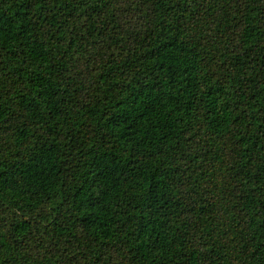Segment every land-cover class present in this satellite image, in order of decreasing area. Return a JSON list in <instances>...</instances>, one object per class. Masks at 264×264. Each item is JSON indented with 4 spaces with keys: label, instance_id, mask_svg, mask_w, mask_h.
Masks as SVG:
<instances>
[{
    "label": "trees",
    "instance_id": "obj_1",
    "mask_svg": "<svg viewBox=\"0 0 264 264\" xmlns=\"http://www.w3.org/2000/svg\"><path fill=\"white\" fill-rule=\"evenodd\" d=\"M0 264H264V0H0Z\"/></svg>",
    "mask_w": 264,
    "mask_h": 264
}]
</instances>
